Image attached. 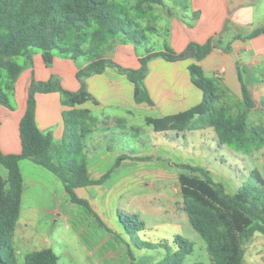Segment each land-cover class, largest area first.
<instances>
[{
	"label": "trees",
	"instance_id": "obj_1",
	"mask_svg": "<svg viewBox=\"0 0 264 264\" xmlns=\"http://www.w3.org/2000/svg\"><path fill=\"white\" fill-rule=\"evenodd\" d=\"M163 2L135 0L131 8L134 15L131 16L118 0H0V108L12 109L8 93L14 90L22 70L16 61L18 57L31 60L32 53L37 50L46 67L53 63L56 55L72 60L83 57L87 61L75 75L80 84L76 92L64 89L55 77L45 82L32 80L29 84L26 108L18 126L21 151L8 155L0 152V164L7 170V178L0 177V264H17L11 241L20 216L23 190L20 160L28 159L54 174L71 203L87 208L105 227L88 202L76 196L75 190L104 184L128 157L118 156L99 178L90 177L82 141L93 131L98 120L89 110L77 108L89 101L97 104L85 86L84 80L89 76L112 68L134 85L136 104L152 106L144 87L148 61L156 57L169 62L192 59L195 63L188 66V71L193 85L202 92L200 103L174 115L146 117V125L154 132L183 133L196 129L195 120L200 118L204 127L214 131L217 146H229L245 154L251 150L249 140L264 136V127H249L246 110L232 116L224 108L214 107L218 100L217 87L198 65L217 47L213 40L201 45L190 43L181 53L169 48L159 52L146 49L138 59L140 67L136 70L124 69L103 56L105 45L114 41L135 46L145 44L147 33L156 29L151 25L141 27L138 20L152 17L154 6ZM261 34L264 35V28L253 30L246 39ZM239 80L243 105L252 109L255 102L251 92L240 76ZM48 93H58L62 106L68 107L62 111L64 130L58 142L51 132L41 131L36 124V95ZM262 109L264 111V104ZM149 158L134 159L147 161ZM171 165L180 170L177 183L183 212L192 229L205 242L211 264H244L247 242L255 234L264 237V179L259 172L251 171L249 182L230 193L224 182L213 179L212 172L203 167L187 163ZM118 217L126 233L144 228L143 222L129 218L130 229L124 224L123 216L118 214ZM136 247L163 249L165 255L155 264H184V257L193 252L192 243L179 235L173 238L172 246L163 242H144ZM24 259L25 264H58L59 258L52 249L46 248L26 254Z\"/></svg>",
	"mask_w": 264,
	"mask_h": 264
},
{
	"label": "crops",
	"instance_id": "obj_2",
	"mask_svg": "<svg viewBox=\"0 0 264 264\" xmlns=\"http://www.w3.org/2000/svg\"><path fill=\"white\" fill-rule=\"evenodd\" d=\"M138 22L141 27L151 25L156 29L155 32L147 33L148 41L142 44H148L149 40L159 42L163 45V49L156 52L169 48L175 53H181L190 43L201 45L213 40L217 47L198 62V65L204 75L216 85L218 100L221 94L228 103L231 98H239L242 101L240 76L242 82L249 88L254 102L259 96L264 103V35L246 39L253 30L264 28V0H164L162 5L154 6L152 17L146 16ZM145 48L148 49L147 46ZM103 56L124 69L136 70L140 67L138 59L143 55L138 53L132 43L118 40L105 45ZM35 58L36 65H34ZM193 63L195 61L192 59L169 62L161 57L148 61L144 87L153 102L152 106L145 103L136 104L133 98L134 85L125 75L112 68H106L101 74L89 76L84 80L88 93L97 103L89 101L77 107L89 110L98 120L93 131L82 141L88 172L92 179L99 178L105 172L99 168L103 162L107 167L112 166L118 156L126 154L124 152H127V149L120 153L114 147L108 148L103 142L110 135L126 136L127 133L133 135L132 127L129 128L131 131L122 129L126 118L132 116V110L147 107L158 113L157 117L151 118H161L185 111L200 103L202 92L193 85L188 71V66ZM19 64L22 70L14 90L20 82H23L25 93H22L16 109L13 106L12 109L0 108V152L4 155L19 154L21 151L18 126L26 108L27 91L31 81L45 82L55 77L64 89L76 92L80 84L75 75L87 64V61L83 57L72 60L68 56L56 55L53 63L46 67L41 54L33 52L31 60L26 59ZM63 110H68V107L62 106L58 93L36 95V124L41 131L51 132L57 142L62 138L64 130ZM169 132L171 131L154 132L164 140L161 143L163 145L155 140L152 154L143 151V148H138L137 153L132 154L134 151L129 147V152L136 157L154 156L158 159L161 156L157 154L156 147L164 148V152L169 151L168 147L170 148L171 144L165 142ZM173 133L175 139H179L178 133ZM119 167L130 170L128 174L113 176L105 184L75 190L79 198L89 203L106 228L116 234L118 231L121 233V228L115 218L117 210H111L109 206V202L113 200L112 195L121 197L131 195L129 206L137 205L152 211L155 207L149 204L147 196L139 197V192L135 189L142 181H158L165 177L164 164L157 160L124 159ZM144 167L146 170H140L139 173L138 168ZM147 167L151 168V170L148 168L151 172ZM134 173L139 175L138 179L135 178ZM38 211L51 213L52 209L26 207L24 210L21 198L20 216L12 238L14 249H31L27 250L30 251L28 253L46 248L53 250L48 236L44 239L45 244L42 247H35L38 240L45 235L34 237L31 228L30 230L25 228L20 230V228L17 231L19 222H22L23 226L22 216H36ZM59 216L63 217V213ZM145 226L144 223V228Z\"/></svg>",
	"mask_w": 264,
	"mask_h": 264
},
{
	"label": "rangeland",
	"instance_id": "obj_3",
	"mask_svg": "<svg viewBox=\"0 0 264 264\" xmlns=\"http://www.w3.org/2000/svg\"><path fill=\"white\" fill-rule=\"evenodd\" d=\"M118 1L125 6L131 16L134 15L131 8L135 0ZM146 46L155 52L163 49V45L159 42L149 40L146 45H136L138 53L144 55ZM34 52L39 53L37 50ZM81 59L79 61H82ZM16 61L18 63L25 62L26 57H18ZM36 61L35 58L34 65H36ZM1 80L3 83V78ZM22 84L23 82H20L14 91L8 93L11 105L15 109L18 107L22 93H25ZM263 104V101L257 96L255 107L246 109L243 101L239 98H231L228 103L220 94L214 107L216 106V109L224 108L226 113L232 116L246 110L249 127H264ZM132 111V116L126 118L122 129L131 131L129 128L132 127L133 135L130 136V133H127L126 136L110 135L103 143L108 148L114 147L120 153L127 149V152H124L128 157L126 159L140 161L134 159L137 157L131 155L129 147L134 151L132 154L137 153L138 148H143V151L152 154L155 140L161 144L164 139L155 134L144 121L146 116L157 117L156 110L143 107ZM195 125L197 128L194 130L178 133L179 139H175L174 133L169 132L166 137L167 141H165L171 144L170 148L168 147L169 151L164 152V148L156 147L157 154L162 158L157 159L154 156H149L150 160H147H157L164 164L165 177L158 181H142L135 190L139 192V197L147 196L149 204L156 209L151 211L137 205L129 206L131 195H122L121 197L111 194L113 200L109 202V206L111 210H117L115 218L121 228V233L118 231L117 234L106 226H101L87 208L71 203L61 181L54 174L28 159L20 160L18 165L23 180L22 208L25 210L26 207H46L52 209V212L38 211L36 216H22L23 226L22 222H19L17 231L20 228V230L24 228L30 230L31 228L33 229L31 234L34 237L40 234L45 235L38 240L35 247H42L45 244L44 239L48 236L52 248L59 258L58 264H155L163 258L165 251L160 248L140 250L136 248V245L144 242L152 244L163 242L172 245L176 235L183 237L193 245V252L183 259L184 264L197 262L211 264L205 242L192 229L183 212V203L177 183V174L180 170L172 166L171 163H187L203 167L212 172L213 179L224 182L230 193H235L249 182L250 173L253 170H257L264 179V136L257 140H249L251 150L245 154L229 146H217L214 131L209 127H204L200 118H196ZM130 143L131 145H129ZM125 144L127 145L124 146ZM164 156L167 158H163ZM109 167L111 165L107 167L104 162L99 165V168L105 171ZM148 168L151 170L150 167H147V170ZM138 169V171L146 170L145 167ZM129 170L118 167L108 180L121 173L128 174ZM134 176L138 179L139 175L134 173ZM0 177L3 180L7 178V170L1 164ZM61 213H63V217L59 216ZM118 214L123 216L124 224L130 229L132 222L129 218L132 221L144 222L146 224L144 230L126 233L124 226L119 221ZM110 224L112 225V223ZM13 250L17 264H25L24 258L30 252L27 250L31 249L13 248ZM244 264H264V237L262 235L255 234L245 245Z\"/></svg>",
	"mask_w": 264,
	"mask_h": 264
}]
</instances>
